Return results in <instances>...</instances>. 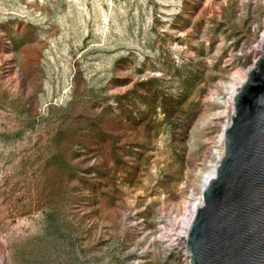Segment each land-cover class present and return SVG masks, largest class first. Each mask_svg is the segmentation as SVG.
<instances>
[{"label":"rangeland","instance_id":"1","mask_svg":"<svg viewBox=\"0 0 264 264\" xmlns=\"http://www.w3.org/2000/svg\"><path fill=\"white\" fill-rule=\"evenodd\" d=\"M263 33L264 0H0L8 264H188L204 143Z\"/></svg>","mask_w":264,"mask_h":264},{"label":"water","instance_id":"2","mask_svg":"<svg viewBox=\"0 0 264 264\" xmlns=\"http://www.w3.org/2000/svg\"><path fill=\"white\" fill-rule=\"evenodd\" d=\"M232 103L225 156L186 238L190 264H264V41Z\"/></svg>","mask_w":264,"mask_h":264},{"label":"bare ground","instance_id":"3","mask_svg":"<svg viewBox=\"0 0 264 264\" xmlns=\"http://www.w3.org/2000/svg\"><path fill=\"white\" fill-rule=\"evenodd\" d=\"M263 41H264V33L260 39L259 47L262 46ZM249 72L250 71H247L245 73H241L240 71H236V70L233 71L232 89H231V92L226 97V104L230 108V111H229L228 117H227V121H226L225 125L223 126L215 145L214 144L212 145V143L208 142V141H206L204 143L205 146L207 147V149L211 150L212 148H214V152L212 153V156L214 158L213 159L214 164L211 165L209 168H207L206 172H204V174H202L199 177L200 178L199 180L202 184L201 195L198 196V198L195 200L196 202L195 203L193 202L194 204L190 205L187 209V212H186L187 215H186L185 220L182 223V229H181L182 232L180 233V236L182 239H184V241H186L190 226L193 222V219H194V216H195L197 209H199L203 205L202 193H203L204 189L208 186L210 181L215 178L218 165H219L220 161L223 159V157L225 156V152H226L225 132L231 123V116L234 114V109H233L234 104L232 103V101H233L234 97L238 94L241 86L246 82V80L249 76ZM193 165H195V164H193ZM5 253L6 252H4V253L0 252V264H8V259H7V256ZM186 258L188 260V264H190L191 263L190 259H189L190 257H189V253H187V252H186Z\"/></svg>","mask_w":264,"mask_h":264}]
</instances>
